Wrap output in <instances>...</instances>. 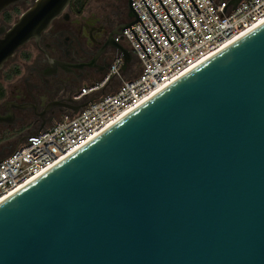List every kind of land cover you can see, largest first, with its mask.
<instances>
[{"label": "water", "instance_id": "95a60500", "mask_svg": "<svg viewBox=\"0 0 264 264\" xmlns=\"http://www.w3.org/2000/svg\"><path fill=\"white\" fill-rule=\"evenodd\" d=\"M26 1L11 25L0 23V69L71 2ZM239 1L227 4L233 10ZM21 6L24 0H0V13ZM137 21L159 51L126 0L125 20L76 67L103 69L95 60L110 44L124 70L132 51L110 35L126 27L149 58L130 28ZM89 101L72 104L71 113ZM0 264H264V22L1 201Z\"/></svg>", "mask_w": 264, "mask_h": 264}, {"label": "built area", "instance_id": "2783aa9c", "mask_svg": "<svg viewBox=\"0 0 264 264\" xmlns=\"http://www.w3.org/2000/svg\"><path fill=\"white\" fill-rule=\"evenodd\" d=\"M164 32L142 0L132 6L150 33L139 21L130 28L150 56L147 58L129 27L116 35L128 45L138 62V70L130 78V63L121 70L123 58L117 54L108 72L99 81L80 89L76 100H90L75 113L62 116L38 133L30 134L0 162V199L10 195L28 181L43 174L76 151L106 124L148 96L191 64L229 43L254 25L264 21V0H240L232 10L228 0H160L179 32L158 0H144ZM227 4L225 11L223 9ZM120 68V69H119Z\"/></svg>", "mask_w": 264, "mask_h": 264}, {"label": "flooded vegetation", "instance_id": "af4514ba", "mask_svg": "<svg viewBox=\"0 0 264 264\" xmlns=\"http://www.w3.org/2000/svg\"><path fill=\"white\" fill-rule=\"evenodd\" d=\"M118 0H89L83 9L70 4L41 33L38 41L28 40L0 69L4 95L0 98V158L15 148L23 134L36 132L71 113L78 92L85 85L99 82L108 72L116 47L107 44L95 60L103 66L76 63L90 61L109 34L125 20V7ZM229 1V0H228ZM30 4L0 13V23L11 25ZM116 42V35H110ZM136 57L132 54L131 62ZM130 62V63H131ZM74 100V103H70ZM20 133L10 141L11 134Z\"/></svg>", "mask_w": 264, "mask_h": 264}, {"label": "rangeland", "instance_id": "374dc122", "mask_svg": "<svg viewBox=\"0 0 264 264\" xmlns=\"http://www.w3.org/2000/svg\"><path fill=\"white\" fill-rule=\"evenodd\" d=\"M90 1H91L92 4L96 2V0H90ZM117 3L120 6V8H124L125 7V9H126V0H118ZM138 67H139V65H138L137 60L136 59L133 60L130 63V66H129V68L131 69V71H128L126 73L125 78L132 77L134 75V73H136V71L138 70Z\"/></svg>", "mask_w": 264, "mask_h": 264}, {"label": "trees", "instance_id": "16d2710c", "mask_svg": "<svg viewBox=\"0 0 264 264\" xmlns=\"http://www.w3.org/2000/svg\"><path fill=\"white\" fill-rule=\"evenodd\" d=\"M89 0H71V6L73 9H83L84 6L86 5V3L88 2ZM4 95V89H3V86L2 84L0 83V98H2Z\"/></svg>", "mask_w": 264, "mask_h": 264}, {"label": "bare ground", "instance_id": "6f19581e", "mask_svg": "<svg viewBox=\"0 0 264 264\" xmlns=\"http://www.w3.org/2000/svg\"><path fill=\"white\" fill-rule=\"evenodd\" d=\"M263 22H264V21H262V22H260V23H258V24H256V25H254L253 27L249 28L248 30H246V31L243 32L242 34L236 36V37H235L234 39H232L230 42H232L233 40H235V39L239 38L240 36L246 34L247 32L253 30L254 28H256L257 26H259V25L262 24ZM230 42H229V43H230ZM227 44H228V43H227ZM224 46H225V45H224ZM28 182H30V181H28ZM28 182H27V183H28ZM27 183H26V184H27ZM26 184H23L22 186H20L18 189H16V190L13 191L12 193L16 192L17 190H19L20 188H22V187H23L24 185H26ZM12 193H11V194H12ZM11 194H10V195H11ZM8 196H9V195H7V196L1 198V199H0V202L3 201L4 199H6Z\"/></svg>", "mask_w": 264, "mask_h": 264}, {"label": "crops", "instance_id": "0c3cea01", "mask_svg": "<svg viewBox=\"0 0 264 264\" xmlns=\"http://www.w3.org/2000/svg\"><path fill=\"white\" fill-rule=\"evenodd\" d=\"M128 72V71H127ZM127 72H124L123 73V77L125 78V75ZM135 74V73H134ZM86 86V85H85ZM31 133H34V132H31ZM20 133L18 134V132L14 131L12 134H11V138H10V141H16L18 140V137H19Z\"/></svg>", "mask_w": 264, "mask_h": 264}]
</instances>
